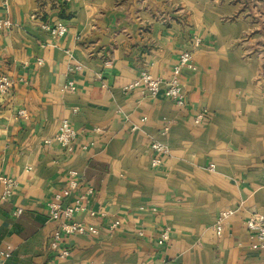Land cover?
Wrapping results in <instances>:
<instances>
[{
  "label": "crops",
  "instance_id": "crops-1",
  "mask_svg": "<svg viewBox=\"0 0 264 264\" xmlns=\"http://www.w3.org/2000/svg\"><path fill=\"white\" fill-rule=\"evenodd\" d=\"M58 21L62 36L41 27ZM185 49L183 106L130 87L168 79ZM2 74L0 178L15 184L2 199L0 179V264H264L245 225L264 213V0H0ZM71 171L65 204L84 195L75 219L97 236L56 237L49 205Z\"/></svg>",
  "mask_w": 264,
  "mask_h": 264
},
{
  "label": "built area",
  "instance_id": "built-area-1",
  "mask_svg": "<svg viewBox=\"0 0 264 264\" xmlns=\"http://www.w3.org/2000/svg\"><path fill=\"white\" fill-rule=\"evenodd\" d=\"M65 2H72L74 0H63ZM8 24V23H7ZM43 29L48 30L53 36H62L67 31V26L64 22L58 21L52 26L49 23H41ZM194 46L200 45V39L196 37L193 41ZM193 50L185 49L181 52L178 63L172 70L171 76L168 79H163L159 77H154L148 72H142L130 85L131 88H141L151 95H156L160 91L163 92L165 97L173 100L177 105L183 106L185 104L184 95L182 93V84L180 80V74L183 67H188L194 69L193 65ZM38 62H42L39 60ZM13 80L7 75H0V93L8 94L13 87ZM70 89H75L72 83H69ZM203 120L202 116L197 117L196 122ZM77 137L76 129L70 124L67 119L61 121L58 131L55 135V140L65 148H70L72 142ZM152 150L157 154H163L166 152V147L158 142L154 141L151 145ZM159 157H155L152 160L154 166L159 165ZM71 179L69 181L68 187L59 191L55 194L54 200L49 205L48 217L52 221L59 222V228L56 232V237L59 238L60 235L65 232L66 234H83L89 236H97L100 229L94 224H85L81 221L75 219V213L80 209V201L85 198L81 196L76 200L75 204H65V199L69 198L73 190L78 188L80 185V175L77 171L70 172ZM4 184V190L2 194V199L8 198L11 194L12 188L14 187V180L8 177L0 178ZM89 193L92 192L90 188ZM21 209L17 210V213H21ZM234 213L233 210L227 209L219 213L214 223L215 231L218 235L222 234L224 222ZM120 220L116 219L109 225L111 230L117 229L120 226ZM246 228L249 231L251 237L256 240L259 247L264 248V213H254L245 222ZM168 230L163 231L157 240L158 245L164 246L169 240ZM53 245H56L53 242ZM67 251H62L61 255H67ZM8 252L0 249V258L6 256Z\"/></svg>",
  "mask_w": 264,
  "mask_h": 264
}]
</instances>
